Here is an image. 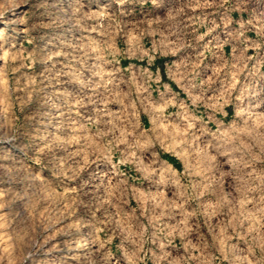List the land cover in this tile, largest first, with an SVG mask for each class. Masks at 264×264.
I'll use <instances>...</instances> for the list:
<instances>
[{
  "label": "clouds",
  "instance_id": "9594fccd",
  "mask_svg": "<svg viewBox=\"0 0 264 264\" xmlns=\"http://www.w3.org/2000/svg\"><path fill=\"white\" fill-rule=\"evenodd\" d=\"M251 2L109 0L90 12L85 0L69 7L65 0H16L29 6L25 23L35 16L38 26L83 29L87 38L68 44L62 68L44 76L48 84L13 75L27 59L10 66L0 78V103L23 106L29 91L65 75L90 91L73 97L75 109L72 101L60 105L61 115L78 112L70 133L60 125L45 132L12 111L0 120V140L26 138L33 148L22 161L0 156V264H35L45 230L76 210L64 207L70 196L49 191L78 175L84 155L107 160L115 175L110 195L78 201L86 205L85 222L102 227L73 242L86 251L68 264H264V88L257 86L264 79V9H250ZM137 4L142 19L134 15ZM0 23V33L11 27L5 11ZM122 59L127 70L118 67ZM177 68L174 88L165 74ZM101 187L108 189L103 179Z\"/></svg>",
  "mask_w": 264,
  "mask_h": 264
},
{
  "label": "rangeland",
  "instance_id": "374dc122",
  "mask_svg": "<svg viewBox=\"0 0 264 264\" xmlns=\"http://www.w3.org/2000/svg\"><path fill=\"white\" fill-rule=\"evenodd\" d=\"M109 3V0H85V8L90 12H97L103 10ZM72 4V0H65V7H69ZM17 6L16 0H0V11H5L6 16L11 21V27L5 32L0 33V78H4L5 72L10 66L22 64L27 59V64L19 68V70L13 75L20 77L25 83L29 84V78L31 84L35 85L37 81L43 80L44 76H48L50 73L56 74L59 69L62 68L60 61H64L65 57L63 52L68 51V44L76 45L82 43V38H87L86 30H73L65 31L63 29H51L38 26L41 22V18L33 16L32 19L25 23V20L31 15L29 12V6L19 4L15 13L8 12L6 9L9 7ZM134 15L136 18H143V12L141 11V5H135ZM250 9L262 10L264 9V3H256V0L248 6ZM236 15V13H233ZM5 25L0 23V28H4ZM254 35V33H250ZM224 34L221 33V38ZM207 39V38H205ZM61 41H66L65 44H61ZM222 50L227 53H232V47L229 44L221 46ZM253 49H249V54ZM11 56L12 63H8V57ZM207 62L215 64L216 57L208 56L205 58ZM55 62V67L53 64ZM146 64L147 62H139ZM118 67H122L127 70L129 64L126 59L119 61ZM179 69H168L165 74V78H173V87H177V82L174 79L175 73ZM86 75H91L86 73ZM3 82L0 79V100H2ZM44 84H48V80H43ZM260 88H264V79H260L257 85ZM89 89H82L74 81H71L68 76H60L58 82L54 85L42 89L39 92L33 94L29 91L27 93V102L21 106L17 105L13 108L11 105L0 103V120L9 119L10 111L22 120H27L30 125L34 124L39 126L43 131L51 130L57 131L56 125L63 126V133H70L71 127L67 125L76 121L77 111H64L61 115L62 109L60 105H66L68 101H72V108L77 107L73 97L77 99L79 96H83ZM187 90L182 91L180 94L185 95ZM18 94L23 95L24 90L18 89ZM22 107V110H20ZM85 107H90L86 105ZM115 107V105H113ZM80 113L87 115L83 108L79 109ZM49 118H53L51 123H48ZM142 121L145 125L148 124V117L142 116ZM64 135L57 136V141H63ZM72 139L78 140L79 137H73ZM12 151L9 152L8 149ZM165 153L168 149L165 148ZM33 153V148L30 141L26 138H22L18 142L9 143L6 139L0 140V156L9 157L14 156L18 160H23L29 154ZM176 157H169L166 155V161L169 159H175ZM80 159V171L78 175L69 181L59 189L52 187L49 191V195L55 198L59 193H62L65 197H71L70 200L64 201V207L75 206L76 210L73 213L65 216L60 220L58 225L51 230H45L44 236L41 237L42 243L39 248V256L36 259L35 264H68L69 261L75 260L78 254H83L86 250L76 249L72 247L73 242H79L80 238H88L90 233L95 231L100 232L101 226L93 227L91 222H85L89 220V214L86 211L85 204H79L78 201H85L90 204L101 194L107 192L111 194L110 189L112 187V178L115 173H109L110 168L114 166L107 160L101 161L98 159H91L84 155ZM33 163L37 166L40 165V160L33 155ZM42 171L51 173V169L45 168ZM107 174V175H106ZM108 185V189L101 187V180ZM7 186V185H5ZM80 195L77 196L76 194ZM143 197V192L140 193ZM132 206H135L136 200L133 198L130 201ZM13 207H19L17 202ZM6 210V209H5ZM96 216L102 215L100 211L94 213ZM100 239V237H97ZM98 246V245H97Z\"/></svg>",
  "mask_w": 264,
  "mask_h": 264
},
{
  "label": "bare ground",
  "instance_id": "6f19581e",
  "mask_svg": "<svg viewBox=\"0 0 264 264\" xmlns=\"http://www.w3.org/2000/svg\"><path fill=\"white\" fill-rule=\"evenodd\" d=\"M85 239H87V238H85ZM85 250V249H84Z\"/></svg>",
  "mask_w": 264,
  "mask_h": 264
}]
</instances>
